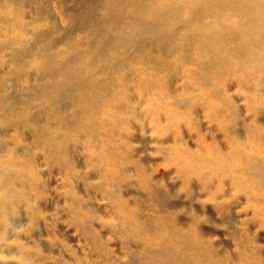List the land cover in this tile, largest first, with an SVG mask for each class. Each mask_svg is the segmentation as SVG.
Listing matches in <instances>:
<instances>
[{
	"label": "bare ground",
	"instance_id": "bare-ground-1",
	"mask_svg": "<svg viewBox=\"0 0 264 264\" xmlns=\"http://www.w3.org/2000/svg\"><path fill=\"white\" fill-rule=\"evenodd\" d=\"M51 3L50 17L40 11L28 22L25 1L0 0V264H8V257L17 264L38 258V247L8 243L18 240L24 215L32 225L39 214L38 162L18 142L28 129L47 142L38 143L41 155L50 158L55 148L56 162L73 179L78 173L68 144L84 145L100 178L96 186L112 201L114 229L144 245L152 237L166 246L147 248L149 264H259L257 249L244 245L254 236L237 245L236 263L217 249L203 229L212 222L211 212L198 216L197 208L188 213L183 205L169 206V226L172 221L179 229L174 234L153 205L147 207L155 186L170 198L168 176L186 194L194 179L198 198L212 203L228 235L235 222L242 233L252 220L264 229V0H96V20L90 14L78 21L70 8ZM56 27L67 30L64 37L77 28L82 37L61 41L57 50V40L48 37ZM129 66L136 68L127 80ZM176 75L179 85L173 88ZM223 75L228 80L218 87ZM15 80L23 83L22 100L10 91ZM126 81L136 99H130ZM37 115L49 119L40 130L33 124ZM131 123L150 138H138ZM146 149L160 156L163 176L151 168ZM122 184L136 188L156 213V233L136 216L139 199L127 203L116 193ZM68 191L79 202L74 186ZM235 202L243 214L226 217ZM177 212L188 215L186 223L176 220Z\"/></svg>",
	"mask_w": 264,
	"mask_h": 264
},
{
	"label": "rangeland",
	"instance_id": "rangeland-1",
	"mask_svg": "<svg viewBox=\"0 0 264 264\" xmlns=\"http://www.w3.org/2000/svg\"><path fill=\"white\" fill-rule=\"evenodd\" d=\"M23 1L27 3L25 12L26 20L28 22H34L40 11H42L46 17H50L51 14L49 12L54 5L51 3L52 0ZM56 1L59 2L58 4H61V8H70L74 11V15L77 18L76 21L82 16L90 17V14L93 15L90 18H95L92 20H96L99 16L97 13L98 10L96 11L98 8H94L95 6H93L96 0ZM77 30L79 29L75 28L64 37L63 35L67 30L64 31L61 30L60 27H56L52 32L49 30L48 37L57 40L55 49L58 50L62 48L63 42L70 39L71 41H75L82 37ZM62 36L64 37L63 40L61 39ZM135 68L136 66L132 68L129 66L125 69L124 75L128 77L127 80L130 79L131 76H134L132 72ZM227 78V75H223L222 83L218 85V87L226 83L228 80ZM177 79L176 75L174 81L176 82ZM229 81L230 84L228 83V86L234 82L231 80ZM15 82V86L11 87L10 91L18 94L17 96L22 100V95H20L19 92L21 93V84L23 83L18 80H15ZM262 83L264 84V78L262 79ZM125 84L129 87L128 92L130 99L131 97L132 99H136L135 87H131L127 81ZM178 85L179 83L176 82L172 87L177 88ZM230 87H232V85ZM235 99L238 100L237 97ZM236 103L239 104L241 101H237ZM198 117H200V115ZM241 117L245 120L249 119L248 115H242ZM260 117V120H262L261 122L264 124V108ZM48 120V117L44 115H37L33 118V124H37L40 130L42 124L44 125L46 122H49ZM69 120L71 121V124L74 123L73 118H70ZM131 124L134 125L135 133L138 138H143L142 140H148L150 138V135L146 133L145 130H141L139 125L134 123ZM146 125H148L147 121ZM36 136L41 138L39 133L37 134L35 131H30V129H28L25 130L24 139L21 138L18 142L22 147L24 146L22 149L24 154H27L31 159L34 157L35 160H37L39 167L38 171L41 173L42 189L34 192L36 196L34 205L36 208H39L38 219L31 225L29 218L24 215L25 217H22L19 220V227L16 229V232H18L19 235L18 240L10 239L8 242L10 245H16L13 243L18 242L20 245L26 244L27 249L33 250L34 246L38 247V258H35L37 260L35 264H81V261H83V264H149V259L145 256L148 254L147 248L154 251L161 247H166L165 245L161 246L154 243L152 237H150L151 241H149L147 245H144L141 239H134L127 234H121L122 232L121 230H118L119 228L114 229V225L117 223L113 222L114 219H111L113 217L109 211L111 205L109 201L111 200H107L100 188H98L99 186H96L98 185L100 178L91 170L89 165L90 155L85 151L83 144L80 142H69L68 144L69 154H71L70 159L73 162L72 164H74L73 168L76 170L75 173H78L77 177L73 179L69 176L68 167L63 163H60L61 165L57 163L55 148L54 151L52 149L50 158H45L41 155L42 153L39 152L40 147L38 143H41L46 147L47 142L44 141V139L36 140ZM148 147L152 148L153 145L148 144ZM145 153L149 156L151 161L150 166L155 174H157V176H163L166 173V167L162 165L160 156H154L149 149H146ZM167 178L168 190L171 193L170 198L166 199L163 194L164 192L159 188L160 186H155L154 194L150 201L152 203L149 202V207L147 208H151L153 205L152 207L156 212L161 214L168 227H170L168 231H171L174 234L179 231V229L173 228L174 224L172 221V226H169V221L166 218L169 216V206H177V204L183 205L186 207L185 211H189L188 213L192 211V207L197 208L196 213L198 216L202 213L201 211H209L211 212L212 222L206 224L203 229L211 234L208 239L216 242L217 249L223 253L224 256L236 263L237 256L240 253V247L238 248L237 245L242 243V241L245 242L244 236L246 237L249 235V237L254 236L256 240L254 239L255 242L252 240L250 243H245L244 245L247 249H257L259 256L258 263L264 264V229L259 228L257 221L252 220L248 230L243 233L241 232V229L238 228V223L235 222V228L232 230V233L228 235L229 233L226 232L229 230L220 224L223 217L216 214L211 208L212 203L198 198L199 192L194 179H191L192 184L190 185L193 190L186 194L184 191H178V184L174 179L170 176ZM32 184L29 185L32 186ZM70 186H74V189L78 192V194H76L78 197L80 196L79 202L74 200V198H76L74 195L75 192L70 193L68 191ZM116 193L119 196H123V200L125 202L127 201V203H133L134 201L136 203L139 199L140 206H137L138 212L136 216L144 221L145 224L149 225L150 227L148 228L152 232H157L156 225H154L151 216L156 213L148 211L149 209L145 207L143 202L144 199L139 195L136 188L122 184L116 188ZM238 199L239 197H236L235 201ZM238 206L239 204L237 202L231 204V209H233V211L227 213L226 217L230 215L234 219H237V215L239 216L240 214H243L239 213V210L237 209ZM23 212H25L24 209L21 213ZM99 212L102 215H100ZM246 215L250 218L249 214ZM175 216L178 217L176 220L179 221L181 225L186 223L188 215L185 212H177ZM183 247L187 248L185 246ZM6 262L8 264H17V261L12 257H8Z\"/></svg>",
	"mask_w": 264,
	"mask_h": 264
}]
</instances>
